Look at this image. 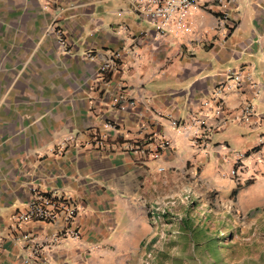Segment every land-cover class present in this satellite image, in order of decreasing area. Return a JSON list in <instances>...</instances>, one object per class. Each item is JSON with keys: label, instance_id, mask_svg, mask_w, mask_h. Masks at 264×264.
Listing matches in <instances>:
<instances>
[{"label": "crops", "instance_id": "1", "mask_svg": "<svg viewBox=\"0 0 264 264\" xmlns=\"http://www.w3.org/2000/svg\"><path fill=\"white\" fill-rule=\"evenodd\" d=\"M137 3L0 0V264H139L164 189L233 190L261 166L264 0H237L227 36L216 0L164 36ZM196 117L208 138L183 133ZM36 192L76 207L79 239L47 246L63 213L16 223Z\"/></svg>", "mask_w": 264, "mask_h": 264}, {"label": "rangeland", "instance_id": "2", "mask_svg": "<svg viewBox=\"0 0 264 264\" xmlns=\"http://www.w3.org/2000/svg\"><path fill=\"white\" fill-rule=\"evenodd\" d=\"M259 155L255 163L261 166L244 184L232 174L238 184L233 190L164 189L139 264H264V153Z\"/></svg>", "mask_w": 264, "mask_h": 264}, {"label": "built area", "instance_id": "3", "mask_svg": "<svg viewBox=\"0 0 264 264\" xmlns=\"http://www.w3.org/2000/svg\"><path fill=\"white\" fill-rule=\"evenodd\" d=\"M204 0H138L136 5L137 10L145 17H147L157 28L160 36H164L169 32V29L173 24H176L178 28H183L184 19ZM219 6V15L217 17V26L222 29L227 36L238 24L239 15H234L233 8L237 4V0H216ZM60 48L62 52H66V41L63 38L59 40ZM110 64L106 63L104 69L109 68ZM231 76H236V79L240 81L242 74L233 71ZM217 91L216 94H219ZM124 95H120L118 102H120V108H125ZM222 104V103H221ZM220 104V105H221ZM223 105V104H222ZM225 107V106H224ZM225 108L218 106L217 114L221 115ZM253 106L247 105L243 109L244 115L240 117H222L218 125L223 126L233 120H242L250 112H252ZM218 126L205 125V122L201 118L196 117L192 122L183 125V133L191 137L193 141L198 139L208 138ZM73 140L68 137L64 142L60 143L61 150L66 147L67 142ZM242 159V157H240ZM163 170V167L160 168ZM232 174L239 176L238 168L232 171ZM65 217L64 225L59 226L57 230L46 236L47 246H57L63 240L67 238L79 239L80 231L76 226V207L63 196L47 195L46 193L36 192L34 196L25 204L23 210H21L15 217L16 223L23 224L28 221L38 222H56L61 214ZM24 263L29 264L28 258L24 259Z\"/></svg>", "mask_w": 264, "mask_h": 264}, {"label": "trees", "instance_id": "4", "mask_svg": "<svg viewBox=\"0 0 264 264\" xmlns=\"http://www.w3.org/2000/svg\"><path fill=\"white\" fill-rule=\"evenodd\" d=\"M234 192L236 193V190Z\"/></svg>", "mask_w": 264, "mask_h": 264}]
</instances>
